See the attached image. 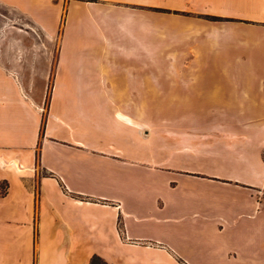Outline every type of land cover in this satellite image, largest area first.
<instances>
[{"label":"crops","instance_id":"0c3cea01","mask_svg":"<svg viewBox=\"0 0 264 264\" xmlns=\"http://www.w3.org/2000/svg\"><path fill=\"white\" fill-rule=\"evenodd\" d=\"M160 3L0 0L54 42L0 43V264H264V0ZM72 83L94 127L77 136L54 111Z\"/></svg>","mask_w":264,"mask_h":264},{"label":"rangeland","instance_id":"374dc122","mask_svg":"<svg viewBox=\"0 0 264 264\" xmlns=\"http://www.w3.org/2000/svg\"><path fill=\"white\" fill-rule=\"evenodd\" d=\"M161 3L157 6H151L153 10L159 11L160 13L167 14L169 16H174L176 14H181L183 12H186V10H180L178 7H181L180 4L181 0H160ZM204 4L207 6L211 4V8L213 7L215 9V5L217 3H220V6L227 7L228 9H237L241 12H243L245 8H249L252 6L250 2L254 4V0H227L229 1V4H223L222 2L224 0H203ZM202 2L198 0H185V7L186 8H197L200 6V4H203ZM248 6V7H247ZM174 18V17H171ZM208 18L212 20H223L224 18L220 16H212L208 15ZM170 22V21H169ZM170 23H174V21H171ZM169 23V24H170ZM37 26L28 20L27 18L19 17L15 14L14 11L7 10L0 6V43L9 46L10 49L17 50L19 47L25 46V45H53V41H49V38L45 37L42 33H39L37 30ZM34 35V36H33ZM56 50L59 48L60 44V32L59 35L55 37L54 39ZM71 56H75L78 53L70 52ZM78 61L80 57H77ZM74 63L72 65V68H70V71L74 74H78L77 71L79 70L76 67H73ZM78 66V65H77ZM81 72H83L81 70ZM161 73L164 77L166 76H173V74L170 73V70H161ZM63 80V79H62ZM28 91L30 93L41 95H48L51 92H53V84H37V85H28L27 86ZM85 87L78 85L76 83H72L69 86H64L62 84H59L57 87V98L55 100L54 104V111L57 114H62V112H68V114L71 116V118H68L66 121L69 123L70 127L74 130L76 136L83 132L86 129L94 128L92 125H90V119L87 116L86 113V106L82 104V102L69 99V96H73L76 94H82L85 92ZM87 91V90H86ZM170 101V100H169ZM45 108L48 107L49 100L48 98L45 101ZM170 104V105H169ZM47 105V106H46ZM153 106V116L151 118V126L153 131H155L158 135L160 130H165L162 128L165 127H173L175 125L176 117L172 116L171 114L174 113V110L176 108V102L170 101V102H160V101H152ZM162 112L163 115L167 116H161V115H155L158 114V112ZM62 116V115H61ZM163 126V127H162ZM165 126V127H164ZM175 127V126H174ZM173 127V128H174ZM201 127V125L199 126ZM192 128L197 129L198 124L196 122H190L185 123L182 127V129H189ZM155 142L159 143V139L155 138ZM13 166H7V168H12ZM0 168H3V166H0ZM5 168V166H4ZM9 182L7 180H0V195L5 194L7 188H8ZM35 194L37 195V190L35 191ZM95 264H100L99 261H96Z\"/></svg>","mask_w":264,"mask_h":264},{"label":"trees","instance_id":"16d2710c","mask_svg":"<svg viewBox=\"0 0 264 264\" xmlns=\"http://www.w3.org/2000/svg\"><path fill=\"white\" fill-rule=\"evenodd\" d=\"M96 261H99L100 264H104L103 261H102L100 258H98V257H94V258H93V260H92V264H95Z\"/></svg>","mask_w":264,"mask_h":264}]
</instances>
